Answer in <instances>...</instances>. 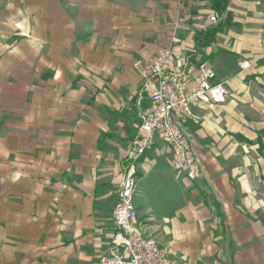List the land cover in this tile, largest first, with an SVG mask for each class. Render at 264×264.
I'll use <instances>...</instances> for the list:
<instances>
[{
	"label": "crops",
	"instance_id": "obj_1",
	"mask_svg": "<svg viewBox=\"0 0 264 264\" xmlns=\"http://www.w3.org/2000/svg\"><path fill=\"white\" fill-rule=\"evenodd\" d=\"M212 10L208 0H0V264L121 253L117 188L150 105L133 64L161 46L176 67L208 60L228 95L188 123L199 178L175 171L159 138L133 163L139 217L178 264L264 257V0H230V23L194 56L195 33L218 24Z\"/></svg>",
	"mask_w": 264,
	"mask_h": 264
},
{
	"label": "built area",
	"instance_id": "obj_2",
	"mask_svg": "<svg viewBox=\"0 0 264 264\" xmlns=\"http://www.w3.org/2000/svg\"><path fill=\"white\" fill-rule=\"evenodd\" d=\"M209 19L218 23L222 15L213 9ZM251 64L242 62L241 68L247 69ZM133 65L149 91L150 105L141 114L140 132L129 153L132 165L119 186L113 212L117 228L113 244L122 250L100 255L97 264H178L151 226L139 217L134 204L138 181L133 163L159 138L171 147L172 168L190 180L199 178L201 161L192 145L188 123L199 122L195 108L223 103L228 90L223 82L216 80V71L208 60L192 65L186 59L181 67H176L173 50L168 46L145 54Z\"/></svg>",
	"mask_w": 264,
	"mask_h": 264
},
{
	"label": "trees",
	"instance_id": "obj_3",
	"mask_svg": "<svg viewBox=\"0 0 264 264\" xmlns=\"http://www.w3.org/2000/svg\"><path fill=\"white\" fill-rule=\"evenodd\" d=\"M211 8L217 10L221 15L222 19L217 25L207 28L203 31H197L195 33V45L196 53L192 55L202 54L204 57V49L209 46L214 40L216 34L223 30L226 25L230 23V14L227 12V7L230 0H208ZM205 60V59H203ZM262 144H260V148Z\"/></svg>",
	"mask_w": 264,
	"mask_h": 264
},
{
	"label": "rangeland",
	"instance_id": "obj_4",
	"mask_svg": "<svg viewBox=\"0 0 264 264\" xmlns=\"http://www.w3.org/2000/svg\"><path fill=\"white\" fill-rule=\"evenodd\" d=\"M120 184H119V186H120ZM119 186L117 188V193H118V190H119ZM223 243L225 245H227V241L226 240H224ZM229 249H231V248L230 247L228 248V254H230V252H231V250H229ZM233 249H235V252H236V248L234 246H233ZM239 254H240V256H238V258H237L238 262L234 263V262H232L229 259V264H264V257L259 255V252H258L257 249H255L254 252L250 251V254H248L246 251L245 252L240 251Z\"/></svg>",
	"mask_w": 264,
	"mask_h": 264
}]
</instances>
